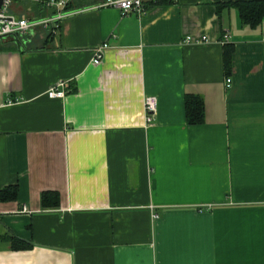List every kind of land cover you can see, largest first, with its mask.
Returning <instances> with one entry per match:
<instances>
[{
	"label": "crops",
	"instance_id": "0c3cea01",
	"mask_svg": "<svg viewBox=\"0 0 264 264\" xmlns=\"http://www.w3.org/2000/svg\"><path fill=\"white\" fill-rule=\"evenodd\" d=\"M238 1L13 0L66 14L0 39V264H264V16Z\"/></svg>",
	"mask_w": 264,
	"mask_h": 264
},
{
	"label": "built area",
	"instance_id": "2783aa9c",
	"mask_svg": "<svg viewBox=\"0 0 264 264\" xmlns=\"http://www.w3.org/2000/svg\"><path fill=\"white\" fill-rule=\"evenodd\" d=\"M157 1L158 0H101L100 5L110 6L113 8L117 7L121 13H123V15L130 12H137V14H140L145 11L146 3L155 4ZM12 2L13 0H3L2 5L0 6V35L10 32L20 35L26 31V29H29L37 23L45 24L49 21L57 22L61 16L66 14L65 11H59L56 14L46 16L42 19H31V21H28L26 18L19 16L16 17L8 11V7ZM65 2L66 0H46L45 4L46 6H55L57 9L59 7H64ZM191 42L199 45L200 43H205L206 39L201 38L196 41L192 40ZM107 46L108 45L104 42L98 45L94 49L91 60L98 64L101 63L104 49ZM224 82L228 87L231 83L230 77L225 79ZM66 85H68L67 80L62 79L58 84L56 83L55 85L48 87V90H46V95L49 97L62 98L65 94V91L67 90ZM143 99L145 120L150 122L154 118V115H156L155 110L157 109V99L154 94H146Z\"/></svg>",
	"mask_w": 264,
	"mask_h": 264
},
{
	"label": "trees",
	"instance_id": "16d2710c",
	"mask_svg": "<svg viewBox=\"0 0 264 264\" xmlns=\"http://www.w3.org/2000/svg\"><path fill=\"white\" fill-rule=\"evenodd\" d=\"M239 6V11L241 12L243 19L248 21L249 24L258 21L264 16V1L262 0H252V1H238L236 2ZM11 36V35H9ZM14 39V38H13ZM4 43L0 42V48L4 46ZM185 99V111H186V123H200L204 119V100L202 97L196 96V94L189 93ZM10 242L14 247H27L29 243H24L21 238L17 236H12Z\"/></svg>",
	"mask_w": 264,
	"mask_h": 264
},
{
	"label": "water",
	"instance_id": "95a60500",
	"mask_svg": "<svg viewBox=\"0 0 264 264\" xmlns=\"http://www.w3.org/2000/svg\"><path fill=\"white\" fill-rule=\"evenodd\" d=\"M2 2H3V0H0V6L2 5ZM9 35L13 36L14 40H15L17 43H19V46L23 45V42H22L20 36H19V35H16V34L13 33V32H10V33H4V34L0 35V39L4 38V37H6V36H9Z\"/></svg>",
	"mask_w": 264,
	"mask_h": 264
}]
</instances>
